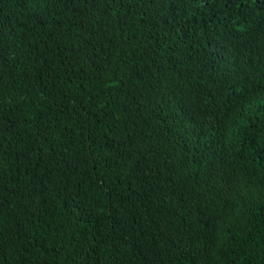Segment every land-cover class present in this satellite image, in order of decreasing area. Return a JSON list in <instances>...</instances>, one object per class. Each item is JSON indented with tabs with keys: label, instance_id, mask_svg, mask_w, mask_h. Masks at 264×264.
I'll use <instances>...</instances> for the list:
<instances>
[{
	"label": "trees",
	"instance_id": "trees-1",
	"mask_svg": "<svg viewBox=\"0 0 264 264\" xmlns=\"http://www.w3.org/2000/svg\"><path fill=\"white\" fill-rule=\"evenodd\" d=\"M0 264H264V0H0Z\"/></svg>",
	"mask_w": 264,
	"mask_h": 264
}]
</instances>
